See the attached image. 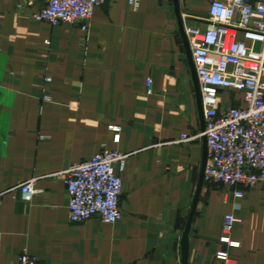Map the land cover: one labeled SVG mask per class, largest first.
<instances>
[{"label": "crops", "instance_id": "1", "mask_svg": "<svg viewBox=\"0 0 264 264\" xmlns=\"http://www.w3.org/2000/svg\"><path fill=\"white\" fill-rule=\"evenodd\" d=\"M212 1L180 0L186 31L206 29ZM43 4L0 0V264L23 251L40 264H183L205 138L174 0H106L87 32L37 20ZM104 146L128 154L123 216L73 222L55 174ZM32 178L41 191L26 201ZM244 191L204 182L189 264H264V185ZM228 213L238 246L221 240Z\"/></svg>", "mask_w": 264, "mask_h": 264}, {"label": "built area", "instance_id": "2", "mask_svg": "<svg viewBox=\"0 0 264 264\" xmlns=\"http://www.w3.org/2000/svg\"><path fill=\"white\" fill-rule=\"evenodd\" d=\"M142 1L129 0V4L138 7ZM105 2L44 0L35 18L53 27L78 24L87 32L96 9ZM187 34L204 106L205 130L200 134L208 145L204 182L223 184L233 188L236 197H244L245 188L264 185V0H213L206 29ZM147 84L152 92L151 78ZM195 137L186 132L176 142ZM127 158L126 152L104 146L91 159L55 174L66 183L73 222L98 216L114 223L122 218ZM35 181L19 184L24 200L41 191ZM236 221L234 214H226L221 240L231 246L239 245L230 237ZM227 257V252L219 253V258ZM16 264L40 262L23 251Z\"/></svg>", "mask_w": 264, "mask_h": 264}, {"label": "water", "instance_id": "3", "mask_svg": "<svg viewBox=\"0 0 264 264\" xmlns=\"http://www.w3.org/2000/svg\"><path fill=\"white\" fill-rule=\"evenodd\" d=\"M174 7H175L177 20H178L179 29H180L182 38L184 40V45L186 48L187 58L189 60V65L191 68L192 77H193L194 84H195L197 102H198V110H199V115L201 117L203 131H204L205 130V116H204V106H203L202 94H201V90H200L199 77H198L197 69H196V66L194 63L193 53H192L191 45L189 42L188 34H187V31L185 28V20H184V16L182 13L180 0H174ZM204 138H205V153H204V159H203V164H202L200 180H199V183L197 186V190H196L195 197L193 200L191 212H190V215L188 218L187 226H186V229H185V232L183 235V240H182V262H183V264H189V233H190V228H191V224H192V219H193L194 213L197 209L199 199H200V195H201V191H202V188L204 185V173H205V168H206L207 161H208L207 138L205 136H204Z\"/></svg>", "mask_w": 264, "mask_h": 264}]
</instances>
